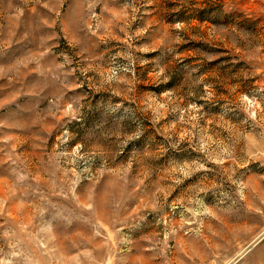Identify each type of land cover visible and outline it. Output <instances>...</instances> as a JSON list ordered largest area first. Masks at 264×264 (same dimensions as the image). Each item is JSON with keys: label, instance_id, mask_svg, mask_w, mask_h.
Returning a JSON list of instances; mask_svg holds the SVG:
<instances>
[{"label": "rangeland", "instance_id": "374dc122", "mask_svg": "<svg viewBox=\"0 0 264 264\" xmlns=\"http://www.w3.org/2000/svg\"><path fill=\"white\" fill-rule=\"evenodd\" d=\"M0 264H264V0H0Z\"/></svg>", "mask_w": 264, "mask_h": 264}]
</instances>
